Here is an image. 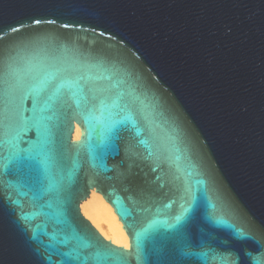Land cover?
<instances>
[{
    "label": "water",
    "instance_id": "water-1",
    "mask_svg": "<svg viewBox=\"0 0 264 264\" xmlns=\"http://www.w3.org/2000/svg\"><path fill=\"white\" fill-rule=\"evenodd\" d=\"M9 66L0 264H264V0H0Z\"/></svg>",
    "mask_w": 264,
    "mask_h": 264
},
{
    "label": "snow or ice",
    "instance_id": "snow-or-ice-1",
    "mask_svg": "<svg viewBox=\"0 0 264 264\" xmlns=\"http://www.w3.org/2000/svg\"><path fill=\"white\" fill-rule=\"evenodd\" d=\"M36 23L39 24L40 21L37 20ZM83 79H85L83 76L79 77V79L69 78L61 80L57 84H53L51 80H44L41 82V88L46 89L48 87H52L55 93H60L62 89L66 90V92L68 93H72L74 86L82 90L80 81ZM4 85H6V87ZM19 85V77L11 68V66H9V71L0 73V147H3L4 144L11 143L9 140L6 139L7 132L4 131L6 128L10 127V125L6 124V121L8 120V97L11 89L18 87ZM83 99L87 102L89 100V97L85 95ZM91 99L95 100L96 97L92 96ZM119 99L120 102L124 104V107L128 108L129 110H131L132 105H134L137 100L136 97H131L130 99L125 101L123 96H120ZM100 103L104 104L105 100H101ZM4 170L7 171L8 169L5 168ZM176 219L179 223L181 218L177 217ZM176 232L179 234L181 230L179 228H176ZM83 246L91 247L90 244H84ZM114 255L115 254L111 253L110 251H105L104 253H96L94 255V264H113ZM250 259L252 260V264H261V261L257 256H250ZM117 264H126V262L123 259H120Z\"/></svg>",
    "mask_w": 264,
    "mask_h": 264
},
{
    "label": "bare ground",
    "instance_id": "bare-ground-1",
    "mask_svg": "<svg viewBox=\"0 0 264 264\" xmlns=\"http://www.w3.org/2000/svg\"><path fill=\"white\" fill-rule=\"evenodd\" d=\"M81 210L83 215L107 240L117 246L129 249L130 240L123 224L119 221L112 206L101 194L93 190L91 196L82 202Z\"/></svg>",
    "mask_w": 264,
    "mask_h": 264
}]
</instances>
